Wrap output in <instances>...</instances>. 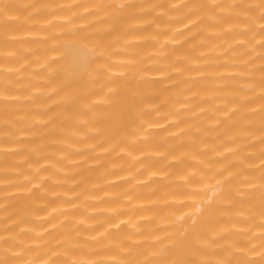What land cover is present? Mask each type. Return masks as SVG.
I'll list each match as a JSON object with an SVG mask.
<instances>
[{"label": "bare ground", "instance_id": "1", "mask_svg": "<svg viewBox=\"0 0 264 264\" xmlns=\"http://www.w3.org/2000/svg\"><path fill=\"white\" fill-rule=\"evenodd\" d=\"M0 264H264V0H0Z\"/></svg>", "mask_w": 264, "mask_h": 264}]
</instances>
